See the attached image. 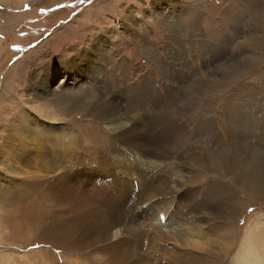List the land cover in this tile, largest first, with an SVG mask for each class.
<instances>
[{"label":"rangeland","instance_id":"rangeland-1","mask_svg":"<svg viewBox=\"0 0 264 264\" xmlns=\"http://www.w3.org/2000/svg\"><path fill=\"white\" fill-rule=\"evenodd\" d=\"M63 65L77 71L84 89L69 79L65 82L64 71L54 69ZM50 69L56 73L53 87L66 83L62 90L57 86L55 94L41 88ZM103 73L104 82L118 85V91L131 86L132 94L145 97L147 113L138 121L149 123L142 125L152 143L157 142L152 159L164 162L163 168H150L116 156L112 166L137 186L134 193L152 182V188L164 182L165 190H176L164 196V206L193 207L204 231L193 238L207 245L183 248L213 264H235L245 231L257 221L264 223V0H0V147L7 127L26 111L31 120H41L38 127L48 125V119L67 124L69 141L58 143L55 151L61 163L77 139L87 147L107 146L108 123L80 127L79 121L89 120L59 104L89 91L84 97L102 105L100 93L106 88L90 79H100ZM119 98L111 106L127 109L128 101ZM4 157L0 193L21 184L31 172L18 158ZM95 160L98 163L86 158L80 167L95 171L98 181L107 180L108 172ZM256 161L262 172H253L258 171L253 168ZM57 169L58 175L63 168ZM153 197L155 201L159 196ZM37 203L33 198L26 204L32 206L21 209L0 201V258L10 259L3 264H92L89 256L82 257L83 250L70 256L36 237L33 224L42 221L32 218ZM139 214L148 224L147 236L154 235L153 230L161 233V225L167 224L165 217L156 225V218L146 220ZM175 245L171 238L160 249H147L164 264Z\"/></svg>","mask_w":264,"mask_h":264},{"label":"bare ground","instance_id":"bare-ground-1","mask_svg":"<svg viewBox=\"0 0 264 264\" xmlns=\"http://www.w3.org/2000/svg\"><path fill=\"white\" fill-rule=\"evenodd\" d=\"M59 68L64 71L62 73L66 74L65 82L66 79H69L70 82L77 84L80 91L84 89L81 85V83L84 84V79L78 77L79 74L75 69H69L66 65L54 69ZM103 72H105L104 69ZM47 75L48 79L46 78L41 82V88L46 90V93L52 92L55 94L57 86L61 90L63 86L66 87V83H63L62 86L57 84L54 87L52 86L51 81L56 75L53 69H50ZM103 79H105L104 73L100 79L98 77L95 80L90 79L91 84L99 85V88H106L103 93H100L103 100H105L102 105L100 103L94 104L92 101L94 99L88 97L91 94L89 91L81 96L77 95L67 104L62 103V101L59 104H63L62 107H68L67 109L73 114L83 115L87 121L89 120L90 124L79 121L80 127L84 124L108 123L109 144L105 147L93 148L89 145L87 147L82 142V138L77 139L70 152L62 150L66 159L65 163L62 162L64 167L61 165L62 167L58 168L62 163L57 161V152L55 151L58 150H56L58 143H64L62 142L64 140L69 141L67 137H69L70 131L67 124H56L53 119H48V121H44V124L48 125L38 127L37 125L41 120H31L28 117V111H26L20 119L13 121L11 126L7 127L6 141H2L5 142V145L0 147V157H4V155L10 158L16 157L31 172L29 171L23 182L20 181L21 184L18 185L14 182L18 186H13L9 190L5 189L0 193L1 203L8 207L15 206L23 209L30 205H26L27 202L37 198L39 203H37L38 206L36 205L35 213L32 212L33 216L30 214V218L32 216L33 219H36L37 216L42 217V221L38 219L33 224L36 228V237L43 243L55 249H60L70 256L79 252V250H83L85 253L82 257L87 258L89 256L91 261H94L92 264H159V261H157L159 258L155 260L154 255L152 256L153 252L150 253L153 250L148 251L147 248L160 249L159 246L165 245L166 241L169 242L171 238L173 242L176 240L177 245L174 246V251L167 254L168 261L165 262L166 264H213L211 260L205 258V255L190 252V249L183 248L188 245L193 248L201 247L205 249L207 245L199 243L197 239L193 238V235L199 236L204 232H202V225L200 224L202 218L197 216L193 207H189L190 205L188 207L181 206V208L179 206H164V196L176 190H172V192L171 190L170 192L165 190L164 184L166 183L164 182L159 187L154 186L152 188L153 182H148L151 186L145 189L143 186L144 190L138 192L136 190L137 193H134L135 185L130 184L120 173L118 174L119 170L112 166L114 160H116L115 158H117L116 156H119L120 159L118 160L127 158L129 164L144 162L149 167L151 165L154 168L159 167V169L163 168L164 162L161 163L152 159L156 156L154 148H156L157 142L152 143L146 132L148 130L146 126L149 123L142 122L146 125L144 127L140 124L141 121H138L147 113L146 109L148 107L145 97L142 99V97L138 98L136 94H132L131 86H120L118 91L116 88L118 85H114L108 80L104 82ZM98 92L95 89V94ZM84 95L88 96L84 97ZM119 97L128 101L129 106L127 109L111 106L114 102L122 100ZM148 98L150 99V96ZM50 101L56 104L53 99H50ZM154 107L160 113L161 109L157 105ZM54 119L56 118L54 117ZM66 145L62 144V146ZM66 148L68 147L66 146ZM89 157L97 159L98 163L96 160L95 162L99 164L98 166L108 172L109 178L107 180L98 181L95 178V171L88 172L80 167L88 162H85V160ZM74 159H78L77 163H73ZM257 160L259 161V159ZM61 168L63 169L61 170ZM253 168L258 169V171H253L255 173L261 171V165L257 161ZM56 169L61 170L58 175L54 173ZM47 171L51 172L50 176H48ZM253 176L257 177V175ZM110 187L113 188L111 190L113 192L109 191L106 194ZM154 194L159 196L155 201L153 200ZM69 203L73 204L70 206ZM64 204L69 206H64ZM137 210H140L139 213L144 216V219L145 216H148V219L150 217L156 218V221L154 220L156 225L165 217V223L167 224L161 225L162 231L157 229L161 233L154 231L155 225H153L152 230L155 234L145 235L144 225L148 224H143V221L140 220L141 215L137 213ZM145 212L147 214L144 215ZM171 221L173 225L170 224ZM151 223L153 224V222H150V227H152ZM146 232L149 234V231ZM162 232L171 234L170 236L166 235L168 236L166 237L164 236L165 233ZM162 235L164 237H161ZM237 249V254L234 255L235 264H264V223L257 221L249 227ZM8 258L6 256L0 258V264L10 261ZM150 260L153 262H150Z\"/></svg>","mask_w":264,"mask_h":264},{"label":"snow or ice","instance_id":"snow-or-ice-1","mask_svg":"<svg viewBox=\"0 0 264 264\" xmlns=\"http://www.w3.org/2000/svg\"><path fill=\"white\" fill-rule=\"evenodd\" d=\"M88 2L90 3V2H91V0H88ZM60 7H63V5H60ZM249 211H252V209H249Z\"/></svg>","mask_w":264,"mask_h":264}]
</instances>
